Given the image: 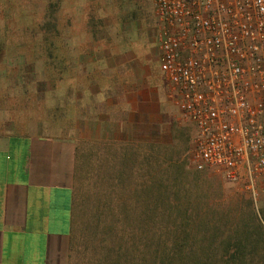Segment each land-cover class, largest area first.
Returning a JSON list of instances; mask_svg holds the SVG:
<instances>
[{
    "label": "rangeland",
    "instance_id": "obj_1",
    "mask_svg": "<svg viewBox=\"0 0 264 264\" xmlns=\"http://www.w3.org/2000/svg\"><path fill=\"white\" fill-rule=\"evenodd\" d=\"M110 23L118 35L132 30L131 51L164 82L153 0H106L103 8L98 0H0V113L54 107L73 36H104ZM176 118L175 147L158 158L118 156L111 189L101 174L93 187L80 183L88 202L74 220L68 264H264V182L253 198L211 169L196 171L192 128Z\"/></svg>",
    "mask_w": 264,
    "mask_h": 264
},
{
    "label": "crops",
    "instance_id": "obj_2",
    "mask_svg": "<svg viewBox=\"0 0 264 264\" xmlns=\"http://www.w3.org/2000/svg\"><path fill=\"white\" fill-rule=\"evenodd\" d=\"M116 26L73 36L54 107L0 113V264H68L74 220L88 202L81 184L93 187L101 174L111 189L118 156L158 158L175 147L166 82L131 51L132 30L124 37Z\"/></svg>",
    "mask_w": 264,
    "mask_h": 264
},
{
    "label": "built area",
    "instance_id": "obj_3",
    "mask_svg": "<svg viewBox=\"0 0 264 264\" xmlns=\"http://www.w3.org/2000/svg\"><path fill=\"white\" fill-rule=\"evenodd\" d=\"M159 71L192 128L191 164L264 182V0H153Z\"/></svg>",
    "mask_w": 264,
    "mask_h": 264
},
{
    "label": "trees",
    "instance_id": "obj_4",
    "mask_svg": "<svg viewBox=\"0 0 264 264\" xmlns=\"http://www.w3.org/2000/svg\"><path fill=\"white\" fill-rule=\"evenodd\" d=\"M155 159V158H154ZM196 171H198V172H203V171H205V170H207V169H202V170H197V169H195ZM187 239V237L185 236L184 237V240H186ZM242 239H243V237H242ZM244 240V239H243Z\"/></svg>",
    "mask_w": 264,
    "mask_h": 264
}]
</instances>
